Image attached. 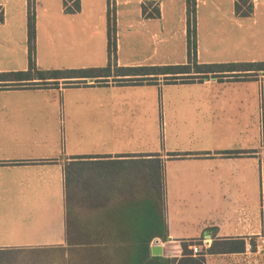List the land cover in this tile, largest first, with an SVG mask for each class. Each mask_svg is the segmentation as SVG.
Listing matches in <instances>:
<instances>
[{
	"label": "crops",
	"instance_id": "obj_1",
	"mask_svg": "<svg viewBox=\"0 0 264 264\" xmlns=\"http://www.w3.org/2000/svg\"><path fill=\"white\" fill-rule=\"evenodd\" d=\"M78 1L80 9L70 13L64 0H35L40 69L108 65L103 21L110 0ZM134 1L141 5L143 28L132 31L131 23L122 32L116 22V66H169L136 52L155 45L157 31L165 30L156 21L164 19L167 3L176 9L175 0H114L116 12ZM250 2L251 15H236L237 38L262 51L247 62H262L264 0ZM144 4L152 17L144 15ZM180 6L187 13L186 0ZM0 7V72L27 70L28 0H0ZM157 8L160 16L153 17ZM183 64L188 60L172 66ZM116 78L128 77L115 76L113 69L108 77H69L58 85L0 87V264L12 261L5 256H20L14 259L19 264H68L66 203L85 218L100 216V206L115 216L120 209L148 206L159 200V168L169 236L154 240L152 246H163L157 260L177 258V264L183 246L197 241L201 253L190 257L203 264H264V72L237 81L212 73L188 83H165L160 75L157 84L141 85ZM168 85L186 88L165 98ZM158 119L169 127L161 139ZM86 126L93 142L110 126L131 128L105 138L124 147L100 150L99 140L86 144ZM91 166L115 174L83 170Z\"/></svg>",
	"mask_w": 264,
	"mask_h": 264
},
{
	"label": "trees",
	"instance_id": "obj_2",
	"mask_svg": "<svg viewBox=\"0 0 264 264\" xmlns=\"http://www.w3.org/2000/svg\"><path fill=\"white\" fill-rule=\"evenodd\" d=\"M66 4V0H65ZM189 38L188 64L176 66H116V15L108 10L109 62L104 68L78 70H42L37 66L36 53V9L35 0H28V56L27 70L0 72V87L13 88L35 84L58 85V80L69 77H108L114 69L115 76L128 78L114 79L129 84H157L158 76L164 75L165 83H188L195 79L203 81L213 73L218 80L225 76L232 80H246L264 72L262 62H234L227 64H199L197 62V47L195 39V20L197 0H186ZM76 10L80 9L79 1L75 2ZM69 12V9L66 8ZM253 12L250 0H238L235 3V13L239 16H249ZM143 13L147 14V5H143ZM153 17L160 16L159 8ZM4 21V12L0 7V23ZM194 25V26H193ZM52 80V82H49ZM36 81V82H35ZM107 81V80H99ZM71 83V82H67ZM74 83V82H72ZM172 153L171 155H178ZM186 154V153H185ZM159 168L158 188L159 200L150 201L148 206L120 209L115 216L109 207L98 208L100 216L81 217L77 208L66 203V246L71 248L68 254V264H176L177 258L159 261L152 257L151 246L156 238L167 240L169 228L166 217V205L161 201V173ZM203 243L190 241L184 245L183 256L177 264H203L200 259L191 258L193 251L188 248L192 244Z\"/></svg>",
	"mask_w": 264,
	"mask_h": 264
},
{
	"label": "rangeland",
	"instance_id": "obj_3",
	"mask_svg": "<svg viewBox=\"0 0 264 264\" xmlns=\"http://www.w3.org/2000/svg\"><path fill=\"white\" fill-rule=\"evenodd\" d=\"M78 1V0H77ZM181 0H175L176 9L173 11L169 4L167 3V8L165 12V17L163 20L156 21L159 26L162 24L165 26L164 32L160 29L157 31V36H155V45H148L147 47H141L136 52V57L140 59L144 58H154L157 61H161L166 63V65H172L173 63H182L185 59L188 60V47H189V38L187 35V27H188V15L184 11L178 7ZM235 1L238 0H204L201 3H198V7L196 10V20H195V39L193 43L197 47L199 64H227L234 63L239 61H250L254 57H259L262 54V51L257 47L253 46V44H243L240 43L237 35H238V19L235 13ZM76 0H64V7L69 9L70 13H73L76 10L75 5ZM141 5H138L137 1H134L129 9L128 7H117V11L111 9V12L116 15L117 25L121 24L122 26L120 30L122 32H126L127 26L132 23V31L141 32L142 22L144 20L137 12L138 8ZM36 9V8H35ZM109 10V9H108ZM36 11V10H35ZM37 15V13H36ZM37 19V16H36ZM106 24H108V14L104 18ZM2 23V22H1ZM194 26V25H193ZM118 31V28H117ZM145 34V31L143 30ZM150 34L148 35V38ZM163 39V40H161ZM121 40L124 42L125 36L122 34ZM116 41H120V36L116 37ZM124 49L122 52V57L128 56V50L125 48V44L123 45ZM261 53V54H260ZM263 55V54H262ZM118 57V56H117ZM29 58V56H28ZM36 58V53H35ZM43 70V69H42ZM49 70H67V69H49ZM75 70V69H74ZM186 88V86H176V85H168V87L164 90L165 98L170 95V92L173 94H179L181 91ZM163 93L161 96V101L164 99ZM185 93V91H183ZM161 94V93H160ZM90 119V118H89ZM101 120L104 121V118L101 117ZM158 126L157 129L161 135L160 139L166 135L167 130L169 129L166 121L161 122L157 121ZM86 128V144L91 145L94 143L97 144V141L100 143V150H108V149H120L124 147V144L120 143H107L105 141L106 137H110L111 139L116 137L114 134H117V137L125 134L124 131H128L131 127L125 128L122 126H117V129H113L110 126L107 128L109 134H105L101 132L98 136L94 135L95 142L92 141V135ZM121 128V129H120ZM123 129V130H122ZM144 130H147V127H143ZM112 131H115L112 134ZM124 132V133H121ZM127 134V133H126ZM97 138V139H96ZM92 142V143H91ZM134 145V144H133ZM136 147H139L136 145ZM161 147V145H159ZM135 150V148H134ZM84 171H89L94 173L101 172H111V168H102V167H84ZM171 212L173 209L171 208ZM0 241H3L0 238ZM20 256H5L4 258H12L11 262H7L9 264H19L14 259L19 258ZM5 263V264H7Z\"/></svg>",
	"mask_w": 264,
	"mask_h": 264
},
{
	"label": "water",
	"instance_id": "obj_4",
	"mask_svg": "<svg viewBox=\"0 0 264 264\" xmlns=\"http://www.w3.org/2000/svg\"><path fill=\"white\" fill-rule=\"evenodd\" d=\"M151 255L155 259L162 258V256H163V246L161 244H157V245L152 246Z\"/></svg>",
	"mask_w": 264,
	"mask_h": 264
},
{
	"label": "built area",
	"instance_id": "obj_5",
	"mask_svg": "<svg viewBox=\"0 0 264 264\" xmlns=\"http://www.w3.org/2000/svg\"><path fill=\"white\" fill-rule=\"evenodd\" d=\"M109 8H110V10L111 9L115 10L114 0H110ZM157 243L159 244L160 242L157 241ZM191 249H192L194 254H199V253H201V250H202L199 244H192Z\"/></svg>",
	"mask_w": 264,
	"mask_h": 264
}]
</instances>
